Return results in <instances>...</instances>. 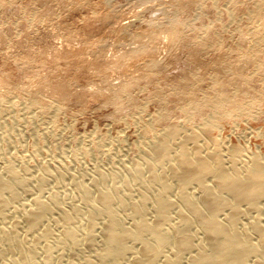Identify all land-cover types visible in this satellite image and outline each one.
Segmentation results:
<instances>
[{
  "label": "rangeland",
  "instance_id": "rangeland-1",
  "mask_svg": "<svg viewBox=\"0 0 264 264\" xmlns=\"http://www.w3.org/2000/svg\"><path fill=\"white\" fill-rule=\"evenodd\" d=\"M262 18L264 0H0V174L21 167L22 203L54 192L69 207L99 170L117 178L98 185L123 186L158 130L206 119L264 154ZM220 95L243 109L212 110ZM46 168L53 179L37 189ZM134 183L118 193L141 194Z\"/></svg>",
  "mask_w": 264,
  "mask_h": 264
},
{
  "label": "bare ground",
  "instance_id": "bare-ground-1",
  "mask_svg": "<svg viewBox=\"0 0 264 264\" xmlns=\"http://www.w3.org/2000/svg\"><path fill=\"white\" fill-rule=\"evenodd\" d=\"M223 97L213 101L212 110L233 106L235 102ZM233 108L237 113L240 107ZM217 127L214 120L206 119L191 128L178 124L155 134L150 129L154 136L142 150L143 161L136 159L127 168L126 163L121 165L127 171L122 185L130 188L136 181L141 190L137 196L121 194L124 187L116 184L100 186L116 182L117 177L115 171L99 170L94 186L83 183L76 189L74 185L77 204L60 205L62 196L58 199L54 192L25 204L20 199L28 179L20 177L21 167L3 165L0 264H76L72 258L87 254L85 250L91 253L80 259L81 264H264V154L243 148L238 141L229 145L216 134ZM50 170L40 169L37 189L43 188L46 178L53 179ZM118 187H123L120 194ZM49 221L56 229L47 225Z\"/></svg>",
  "mask_w": 264,
  "mask_h": 264
}]
</instances>
